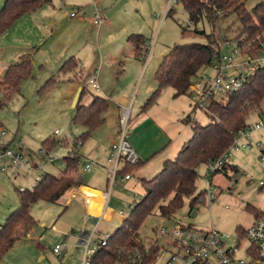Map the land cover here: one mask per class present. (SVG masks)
<instances>
[{"label":"rangeland","instance_id":"obj_1","mask_svg":"<svg viewBox=\"0 0 264 264\" xmlns=\"http://www.w3.org/2000/svg\"><path fill=\"white\" fill-rule=\"evenodd\" d=\"M169 1L53 0L54 5L39 9L31 17L33 20L23 19L20 27L14 29L13 38L25 39L30 44L28 47H32L29 51L34 52L36 57L33 59V77L23 83L21 92L0 111V123L28 151V159L37 164V167L32 171L21 170L16 177L0 172V226L19 207L21 189L33 191L42 175L50 173L59 176L64 171V160L52 164L39 158L40 150L45 149L43 143L46 140L55 139L65 143L64 147L53 150L59 159H65L75 147L81 156V167L85 162L98 161V158L103 160V164L107 163L109 152L105 155L104 148H100L99 144L104 142L103 134L108 129L119 130L121 113L117 110V102L122 99L131 102L133 100V104L135 103L134 111L130 115L129 137L130 131L145 120L141 124L147 121L149 126H156L152 132L153 139L160 141L167 135L168 141L172 142L168 143L165 158L161 153L146 165L134 170L131 173V182H116L105 213L102 209L103 216L94 219L93 223L82 197L74 199L67 194L56 204L46 201L33 204L31 215L37 222L36 226L27 236L17 241L11 251L0 259V264H81L83 255L77 249L78 238L83 234L91 236L97 224L98 231L93 236L94 244H98L106 235H111L130 215L131 205L142 200L144 187L141 178L152 179L162 170L165 159L176 157L181 145L192 138L194 123L204 126L216 120L213 118L215 112L207 115L206 109L195 108L190 93L174 97L172 89L165 90L156 105L146 112L142 111L148 97L157 88L156 73L163 58L167 56L165 54L177 44L207 43L205 38L191 32L194 25L190 23L181 2L171 6V14L166 13ZM243 2L252 11L256 5L264 3V0ZM3 5L4 0H0V10ZM78 9L80 11L76 12H79L80 18L78 16L70 19V12ZM96 9L106 15L110 23L108 29H105L107 24L100 29L92 24ZM182 28H188L185 34ZM196 28L204 29L207 33L213 31L207 23H201ZM241 32L242 26L235 14L231 13L221 19L214 35L221 43L220 50L223 54L231 55L238 48L236 40L241 39ZM132 34L143 35L147 40L138 60L134 59V47L128 42V37ZM18 41L19 39L14 43L23 47L24 43ZM11 42L12 39L7 41L8 45ZM3 54L0 48V62L5 65L7 62L2 60ZM70 57H75L80 67L72 64L69 66L71 73H59L62 64ZM237 58L245 63L248 56L243 51ZM257 59L260 66L264 65V48ZM120 62H124V70L119 75ZM253 65L249 64L250 67ZM91 70L99 71V92L85 84L89 76L87 73ZM205 71V75L213 76L211 68ZM52 77L55 81L40 92ZM81 87L86 88L82 105H89L94 97L100 96L108 100L109 110L105 114L106 122L100 126L101 131H96L79 146L78 138L85 129L74 125L73 117L74 102ZM216 97L218 102L226 101V97ZM124 108L126 107L121 112ZM260 119H264V102L262 110L250 114L248 127ZM56 131L59 132L57 136ZM248 142L250 149H242V152L234 154L230 160V165L238 167L239 173L236 176L229 173L228 176L235 178L231 179L222 172L211 177V174L207 175V164L198 167L197 193L205 194L212 188L217 194L215 201L210 203L202 197L191 211V199H186L184 207L172 220L162 218L158 211L147 217L139 230L145 250L163 247L162 254L157 255L154 264H166L173 251L169 237L160 235V229L165 226L171 231L186 217L196 229L215 228L229 234L231 238L228 243L234 244L238 227L247 229L253 223L254 215L247 209L248 205L255 206L264 213V130L253 131ZM94 170H97V166L92 171ZM82 173L80 170V176ZM88 174L83 173L85 183H100L96 177L91 176L92 173ZM100 185L96 187L102 189ZM107 191H110L109 187ZM93 210L94 213H99L101 206L96 205ZM62 243H66L67 247L63 256L57 257L53 250ZM240 247L238 256L242 257L246 242H241Z\"/></svg>","mask_w":264,"mask_h":264},{"label":"trees","instance_id":"obj_2","mask_svg":"<svg viewBox=\"0 0 264 264\" xmlns=\"http://www.w3.org/2000/svg\"><path fill=\"white\" fill-rule=\"evenodd\" d=\"M52 1L5 0L0 10V37L8 32L19 19L50 5ZM180 2L188 14L190 23L194 25L191 32L205 38L207 43L191 42L177 44L172 48L158 67L157 89L149 97L144 110L153 106L167 89L174 91V97L189 93L188 89L193 80L210 67L214 55L221 51V43L217 41L214 30L221 19L229 14H235L242 26L241 39L236 40L242 54L245 51L246 56L254 60L264 48V3L256 5L252 11H249L243 0H180ZM172 12V10L169 11L170 14ZM201 23L209 24L213 31L207 33L204 29L196 28ZM187 29L182 28L183 34L187 32ZM128 42L134 47L135 57L141 58L147 45L146 38L140 34H132L128 37ZM34 54V52L23 54L17 62L12 63L0 73L2 79L0 80V111L21 92L23 83L33 77ZM123 63L120 62L119 75L124 70ZM72 64L80 67L77 59L70 57L62 64L59 73H71L69 66ZM54 81L52 77L40 92ZM85 92L86 88L81 87L73 117V124L85 129L78 138L82 145L104 123L105 114L109 110L108 100L100 96L94 97L91 104L82 105ZM220 97H226V101L218 102L217 97H213L206 109L207 115L215 112L217 118L215 115L213 118L216 120L204 126L194 123L193 136L185 143L178 155L174 159L166 160L162 170L152 179H141L144 187L142 200L131 205L130 215L110 235L107 244L100 246L90 257L91 264H154L158 258L157 255L163 252V247L145 250L139 234L141 226L147 217L156 211L162 218L172 220L182 210L186 199H191V211L199 204L198 199L202 198L204 193H197L198 167L220 158L231 147L238 132L248 127L250 114L262 110L264 65L259 66L249 76L243 89L220 95ZM196 107L198 106L195 105ZM56 145L55 139H48L43 143L47 151L54 150ZM74 149L72 154L64 159L65 169L59 176L46 173L41 176L33 191L26 189L20 192L19 207L0 226V259L11 251L21 237L27 236L36 226L37 222L31 215L33 204L39 201L59 203L71 190L84 185L80 176L81 156L75 147ZM23 151L28 155V151L24 148ZM140 164L141 162L137 166H126L121 171V176L131 175ZM35 166L37 167V164ZM220 172L229 177V172L236 176L239 170L229 163L216 173ZM247 209L253 213L254 218L264 215L252 205H248ZM244 230L243 227H238V231L244 232Z\"/></svg>","mask_w":264,"mask_h":264},{"label":"built area","instance_id":"obj_3","mask_svg":"<svg viewBox=\"0 0 264 264\" xmlns=\"http://www.w3.org/2000/svg\"><path fill=\"white\" fill-rule=\"evenodd\" d=\"M179 3L180 0H170L166 13L170 11L173 4L178 5ZM69 16L75 18L77 17V12L73 11ZM106 22V15L96 9L92 18L94 27L100 29ZM238 54H240V50L237 48L234 49L231 55H225L222 51L214 55V60L209 67L212 69L213 76L209 77L205 75L206 71H203L189 86L188 90L194 105L205 110L211 98L236 92L245 87L249 76L260 66L259 59L250 60V58H247V61L243 63L241 59L238 60ZM252 63L254 65L250 67L249 64L252 65ZM98 78L99 71L95 70L86 78L85 84L99 92ZM131 109L132 107L128 106L120 114L117 140L111 144L107 165L104 166L108 171L110 188L104 207L109 202L111 191L115 187L116 182L118 180L128 181L131 179L129 174L121 176V171L126 166H137L141 161L138 152L129 141ZM260 130H264V119H260L256 124L239 131L231 147L220 158L207 164V175L210 176L211 174L212 177L214 173L228 166L236 152L244 148L250 149L248 138L253 131ZM57 135H59L58 131L55 132V136ZM78 145H82V142L79 141ZM56 147H64V142L57 141ZM38 156L43 161H48L52 164L64 160L55 156L53 150L42 149ZM95 166L99 167L101 163L98 161L85 162L82 166V172L90 173ZM34 168H36L35 164L28 159L21 143H17L8 130L0 125V172L16 177L21 170L32 171ZM25 190L21 189L20 192ZM204 197L206 201L211 203L216 200V191L211 188L204 194ZM97 231L98 224L91 236L83 234L78 238L77 249L83 255L81 264H91L90 257L100 246H105L110 238V235H106L98 244H94L93 236ZM160 235L169 237L173 246V251L166 264H264V215L256 218L253 224L245 229L244 232L238 231L237 240H235L234 244L228 243L231 238L229 234L215 228L208 230L196 229L186 217L171 231L168 230L167 226L161 228ZM243 241L246 242V247L242 249L244 256L239 257L238 253L241 250L240 245ZM66 247V243L55 246L54 255L62 257Z\"/></svg>","mask_w":264,"mask_h":264},{"label":"crops","instance_id":"obj_4","mask_svg":"<svg viewBox=\"0 0 264 264\" xmlns=\"http://www.w3.org/2000/svg\"><path fill=\"white\" fill-rule=\"evenodd\" d=\"M5 2V0H4ZM97 4H99V2H96ZM50 5H54L53 4V1ZM47 6V5H46ZM3 7V6H2ZM45 7V6H44ZM43 7V8H44ZM74 11H80V9L78 10H74ZM37 12V11H36ZM36 12L32 13V14H28V15H25L24 17H22L21 19H19L16 23H15V26H13L8 32H6L4 35H2L0 37V48L1 50L4 52L3 54V58L2 60L4 62H7L5 65L1 64L0 62V69L2 70V72L9 66L11 65L12 63L14 62H17L19 60V58L25 54L26 52L28 53V51L30 50V48L32 47H28V42H25L26 40H21L20 38H13L14 36V29H17V27H20L19 25H21V21L23 19H31V17H33V15H36ZM44 13V12H42ZM71 13V12H70ZM42 15V14H41ZM69 16V15H68ZM79 16L80 18V15H79V12L77 13V17ZM70 17V16H69ZM75 17V18H77ZM75 18H71L70 19H75ZM34 18H32L31 20H33ZM107 24V25H106ZM17 25V26H16ZM106 25V26H105ZM105 26V29H108L110 27V23L107 22L104 24ZM15 27V28H14ZM10 39H12V42L10 43V45H8L7 41H9ZM19 39L18 42H21V43H24L23 44V47H19L16 45V43H14L15 41H17ZM2 42H4V45L2 44ZM130 44V43H129ZM31 51V50H30ZM29 51V52H30ZM1 57V55H0ZM36 57V54L34 55V58ZM1 59V58H0ZM134 59L138 60V58L135 57L134 55ZM3 66V67H1ZM94 72L93 70H91L90 72L87 73L90 74ZM157 89V88H156ZM164 93V92H163ZM162 93V94H163ZM162 94L160 95V97L162 96ZM151 96V95H150ZM159 97V98H160ZM158 98V100H159ZM134 99V98H133ZM149 99V97H148ZM157 100V102H158ZM157 102L154 104L156 105ZM127 106H131L132 109H131V115H132V112L134 111V106H135V103L133 104V100L132 102L128 99H122L120 101L117 102V110L119 113H121V109L123 107H127ZM152 107V106H151ZM150 107V108H151ZM144 108V107H143ZM149 109V108H148ZM148 109L144 110L142 109L143 112H146ZM119 118H120V114H119ZM145 121V120H143ZM143 121H141L138 125H136L134 127V129L132 131H130V137H129V141L130 143L132 144L133 148L138 152V154L140 155V159H141V164L140 166H138V168L136 170H138L139 168H141L143 165H146L148 162L152 161L155 157H157V155L163 153V158H165V156H167V154L165 153V151L167 150L168 148V143H171L172 141H168L167 139V135L160 141H157L155 139H153V135H152V132L153 130L156 129V126H149L147 124V121L143 124H141ZM106 122V119L104 121V123ZM104 125V124H103ZM102 125V126H103ZM145 125V126H144ZM101 126V127H102ZM100 130V127L99 129H96L95 132L93 133V135L96 133V131ZM101 131V130H100ZM106 131V130H105ZM102 133V132H101ZM92 135V136H93ZM104 137H105V140L104 142H101L99 145L101 146L100 148H104L105 150V155L108 154L109 150H110V147H111V144L117 140V135H118V129H113L112 131H110L109 129L105 132V134H103ZM91 136V137H92ZM188 142V141H187ZM186 142V143H187ZM185 144L181 145V149L182 147L184 146ZM176 153L178 155V153L180 152V150ZM242 152V150H240L239 152H236V153H240ZM235 153V155H236ZM176 155V156H177ZM234 157V156H233ZM170 158H167L165 159L163 162H162V165L164 164V162L166 160H168ZM98 162L101 163V166L97 167V170H94L92 172H90L89 174L92 173L91 176H94L96 177L100 183H92V185H89L87 183H85V179L83 180V173H82V167L80 165V170H81V173H82V180H83V183L84 185H82L80 188L78 189H73L71 190L68 194L70 195V197H74V199L76 197H82L84 199V203L87 207V213L88 215L91 217V222L94 221V219L96 218H99L102 216V209H103V213H105V208L108 206H105L102 208V205H103V202L105 203L106 202V199H107V193H108V179H109V176H108V171L105 169L104 166H106L107 164H103V160H101V158H98ZM233 166V165H231ZM238 168V167H237ZM231 173V172H229ZM88 174V175H89ZM232 174V173H231ZM143 179V178H141ZM132 181V177L130 180L128 181H124V182H131ZM100 185V187L102 189H100L99 187H96V185ZM109 202H110V199H109ZM108 202V203H109ZM101 206V211L99 213H94V206ZM255 207V206H254ZM256 208V207H255ZM257 209V208H256ZM259 210V209H258ZM90 211V213H89ZM262 212V211H260ZM263 213V212H262ZM264 214V213H263ZM256 218H254L255 220ZM125 220V219H124ZM253 220V222H254ZM93 223V222H92ZM253 224V223H252Z\"/></svg>","mask_w":264,"mask_h":264},{"label":"water","instance_id":"obj_5","mask_svg":"<svg viewBox=\"0 0 264 264\" xmlns=\"http://www.w3.org/2000/svg\"><path fill=\"white\" fill-rule=\"evenodd\" d=\"M167 55V53L165 54ZM80 93H81V88L78 90L77 92V96H76V99H75V102H74V107L76 106L77 102H78V99H79V96H80Z\"/></svg>","mask_w":264,"mask_h":264}]
</instances>
